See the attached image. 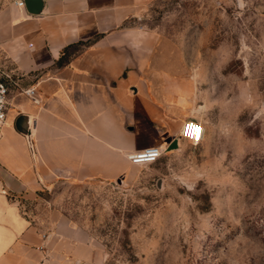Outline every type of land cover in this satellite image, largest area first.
Returning a JSON list of instances; mask_svg holds the SVG:
<instances>
[{
    "label": "rangeland",
    "instance_id": "rangeland-1",
    "mask_svg": "<svg viewBox=\"0 0 264 264\" xmlns=\"http://www.w3.org/2000/svg\"><path fill=\"white\" fill-rule=\"evenodd\" d=\"M128 23L147 80L183 98L201 139L40 196L90 230L102 264H264V0H137Z\"/></svg>",
    "mask_w": 264,
    "mask_h": 264
},
{
    "label": "crops",
    "instance_id": "crops-1",
    "mask_svg": "<svg viewBox=\"0 0 264 264\" xmlns=\"http://www.w3.org/2000/svg\"><path fill=\"white\" fill-rule=\"evenodd\" d=\"M136 5L45 0L41 15L16 0L0 7V69L18 79L0 136V264H102L98 239L40 193L61 178L127 177L128 153L181 139L183 98L147 80L148 53H137L128 23ZM30 87L35 98L22 93Z\"/></svg>",
    "mask_w": 264,
    "mask_h": 264
},
{
    "label": "built area",
    "instance_id": "built-area-1",
    "mask_svg": "<svg viewBox=\"0 0 264 264\" xmlns=\"http://www.w3.org/2000/svg\"><path fill=\"white\" fill-rule=\"evenodd\" d=\"M16 3L21 7L24 6L23 0H16ZM17 84L18 79L16 76L0 69V136L1 130L7 121V110L10 106V91L11 88ZM22 93L32 98L36 97V90L33 87L23 89ZM178 133L181 139L188 141H199L203 134V127L197 119L188 118L183 122ZM165 150L166 147H164L162 144L147 146L128 153V160H130L131 163L135 165L154 163L162 157ZM46 236V234H43L44 238Z\"/></svg>",
    "mask_w": 264,
    "mask_h": 264
},
{
    "label": "water",
    "instance_id": "water-1",
    "mask_svg": "<svg viewBox=\"0 0 264 264\" xmlns=\"http://www.w3.org/2000/svg\"><path fill=\"white\" fill-rule=\"evenodd\" d=\"M24 2V7L26 10L35 15H41L44 13V7L45 6V0H23ZM26 132V131H25ZM27 133V132H26ZM171 139L168 140L170 142ZM177 140H174L172 143L173 148L177 145ZM121 181V180H119Z\"/></svg>",
    "mask_w": 264,
    "mask_h": 264
},
{
    "label": "trees",
    "instance_id": "trees-1",
    "mask_svg": "<svg viewBox=\"0 0 264 264\" xmlns=\"http://www.w3.org/2000/svg\"><path fill=\"white\" fill-rule=\"evenodd\" d=\"M87 42H89V41H82V42H80V44H82V43H87ZM65 53H66V50L64 51ZM66 56L65 55H63L62 57H60V59L58 60V65H64L65 63H66V61H67V58H65Z\"/></svg>",
    "mask_w": 264,
    "mask_h": 264
}]
</instances>
